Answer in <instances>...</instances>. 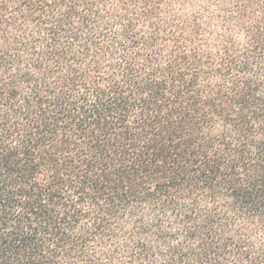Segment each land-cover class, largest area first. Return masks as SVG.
<instances>
[{
	"label": "trees",
	"instance_id": "trees-1",
	"mask_svg": "<svg viewBox=\"0 0 264 264\" xmlns=\"http://www.w3.org/2000/svg\"><path fill=\"white\" fill-rule=\"evenodd\" d=\"M0 264H264V0H0Z\"/></svg>",
	"mask_w": 264,
	"mask_h": 264
}]
</instances>
